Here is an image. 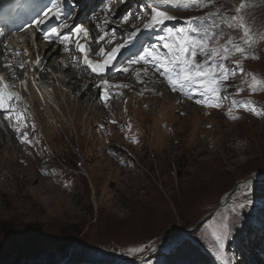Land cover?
I'll list each match as a JSON object with an SVG mask.
<instances>
[{
    "label": "rangeland",
    "instance_id": "rangeland-1",
    "mask_svg": "<svg viewBox=\"0 0 264 264\" xmlns=\"http://www.w3.org/2000/svg\"><path fill=\"white\" fill-rule=\"evenodd\" d=\"M99 1L87 0L83 9L91 10ZM180 1L172 0L166 4L167 10L177 7ZM230 1L235 3L237 0ZM253 1L257 2V7L245 18L256 41L248 50V65L262 69L264 75V0ZM120 2L124 0L118 1L119 6ZM241 3L245 5L244 10L246 3L243 0L235 8L228 4L207 6L205 10L215 18L201 22V33L205 29L214 31L216 35L228 33L231 20L226 11L235 10ZM139 7L128 20L130 28L142 27L146 23L145 10L141 13ZM137 16L140 20L133 24L132 20ZM213 25L219 27L214 29ZM184 28L190 30L189 26ZM121 32L123 36V29ZM154 39L159 44L164 42L161 38ZM240 43L245 46L242 41ZM252 55L258 58L254 59ZM172 60L173 54L170 53L165 63L171 67L169 62ZM175 66L179 69V62ZM234 73L224 83V94L244 99L245 104L233 108L228 101H223L210 115H204L202 110L208 111L214 105L215 98L211 93H205L203 88L193 91L187 85L183 89L177 86V91L187 98L197 96L203 105L198 102L179 103L177 97L173 102L174 110V95L167 93L169 101L166 97H152L151 110L168 107V112L174 111L172 117L171 114L168 116L171 118L165 117L167 112H148L150 105L142 91L136 95L129 93L127 103L123 99L112 111H106L96 104L94 92L97 88L92 86L88 90V101L81 109L89 113L93 109L88 115L77 109L76 100L66 101L59 96V93L69 95L71 91L70 98L77 97L88 86L83 84L74 88L70 83L61 85L62 89L56 92L59 101L55 105H76L77 108L72 107L70 113L64 110V114L56 110L57 121H52L43 109H38L44 133L40 132V135L42 138L45 135V144H50L53 160L44 153L38 154L40 160L22 155L13 139L6 135L10 125L17 123H10V115L6 116L4 126L0 125V229L4 225L19 228L36 225L39 228H35L43 230L40 236L46 244V251L43 250L39 258L21 262L40 263L39 259L46 258L48 253L56 255L61 248L67 247V258L52 263L68 261L69 258L74 260V255L83 254L86 249L85 245L76 243V237L99 251L100 257L114 260L113 264L127 263V257H134L145 250L147 253L157 245L156 251L164 260L173 254L181 255L179 247L183 251L188 250L183 242H194L196 237L210 250L218 252L217 244L222 241L210 233L209 222L215 225V232L220 230L225 242L231 239L230 231L236 234L251 225L264 224V180L256 185L244 181L264 174V79L258 78L262 85L251 93L246 88L249 72L235 69ZM54 82H46L45 85L52 90ZM134 82L137 89L152 86L149 73L139 74ZM196 85L198 87V83ZM64 86L69 91H64ZM155 88L164 90V86L159 84ZM115 91L120 93L119 89ZM157 91L152 94L161 97L162 93ZM125 110L134 123L108 124L109 118H121ZM186 110H191V118L186 117ZM100 122L107 126L101 132L98 130ZM136 128L141 138L129 141L130 136L136 135ZM75 131L78 137L74 136ZM21 134L16 132L17 136ZM85 136L90 138L89 141H85ZM26 139L31 141L24 142L29 145L26 151L30 155L42 151L31 137ZM9 153L15 155L14 162L9 161ZM39 167H44L47 172H40ZM233 190L232 197L227 200L230 206L219 208L221 198L230 196L229 192ZM245 196L251 203L239 208V204L246 202ZM207 213L211 215L201 221ZM232 224L233 228L230 227ZM176 235L180 237L169 243L163 242ZM58 238V243L54 244L53 239ZM140 244L144 246L139 253H136L138 249L131 251V246L139 248ZM256 254L264 262L261 253ZM84 258H87L86 254ZM194 261L190 259L187 263ZM78 264L109 263L81 261ZM145 264H150L149 260Z\"/></svg>",
    "mask_w": 264,
    "mask_h": 264
},
{
    "label": "clouds",
    "instance_id": "clouds-1",
    "mask_svg": "<svg viewBox=\"0 0 264 264\" xmlns=\"http://www.w3.org/2000/svg\"><path fill=\"white\" fill-rule=\"evenodd\" d=\"M86 1L87 0H84L83 3L81 4L82 8L84 7L83 5L86 4ZM243 1L246 3V8L244 10H241L240 14L244 17V21H245V18L247 17V15L250 14V12L254 8L257 7V2L253 1V0H243ZM62 2H64V0ZM107 2H108V0H100L97 3V5L95 7H93L91 10H84L81 8L82 11H80L76 15V18L74 17L75 22H72V21L66 22L67 24H69L70 26H73V27L76 25H82L84 28H86L88 30L87 36H84L83 33H79V34L72 33V37H73L72 46L73 47H68L69 42L64 43V45H66V46H64V48L68 49L66 54H61L62 50H63V46H61V44H57L59 39H57L56 37H52L51 42H50V40L46 38V34L48 32H50V30L54 27L59 28L60 32H61L60 25L65 23V21L67 20L71 10L66 12V13L62 12V15L60 18L54 17V20L51 18L44 19L43 23H40V24H37V21L41 20L42 18L29 20V21H26L24 23H20V24L16 25L15 27L21 28L20 29L21 32L15 33V34L27 32L28 35L30 36V45H32V41H33L36 52H34V55L31 56L29 53V50L24 48V51L21 53V58H19V60L17 61L16 64L12 61H7V59H10V56L6 57V55L2 52L1 61H0V76H3L5 81L11 86V88L9 90L15 91L18 93H20L22 91L27 92L28 87L25 89V87L20 83L21 81H26L27 85L29 83V85L32 89L37 88L39 85V81L41 80L40 71L41 72L46 71L45 73H47V74L51 72L50 68L49 69H43L44 65H42L41 62L44 59V55L39 54V52L37 50V43H49L48 47H50V48L48 50L54 49L52 59L55 58L56 59V65L59 67L65 68V69H71V65H74L73 62L71 64H69V62L66 61V58H67L66 56H73V60L76 58L77 60L84 61L83 60L84 54L79 52V50L76 48V42L77 41H79L81 44H83L85 46L86 50H88L89 59H91L95 62H98V63H103V61L105 59H107V55H105V54L111 53V50L113 48L107 44V41H103V40L98 41V37L103 36L102 32H101V27L106 22L105 18L102 17V15L99 12L101 11V8L103 7L104 4H108ZM239 2H240V0H237L235 3L232 1L228 2V0H212L211 3H208V0H204L205 6L196 7V6H191V5H185L184 3H182L180 1L176 8L170 9V11H169V10H167L166 4H157L156 0H140V2H137V0H124V2L120 5V8H122V7H126V8L119 15V20L122 21V25H123L122 29H123L124 33H123V37L120 40H118V42L116 43V45L120 44V45H122V47H120L117 50L120 52L117 53L116 56H114L115 61H118L119 64L115 65V66L109 64L103 72H93L91 70V68H89L87 66V72H88L89 78L90 79L93 78V80L96 81V84L98 85L97 90L94 92L96 94V98H97L96 104L99 105L102 109H104L106 111H112L114 106L116 104L121 103L123 101V99H126V103L130 100V98L128 96L129 93L136 95L138 93V91L143 92L144 99L150 105V109L147 110L148 112L159 111V112H162L163 114H164V112H167V116H165V117H168L170 114L172 117V114L174 113V111H173V113L168 112V109H169L168 107H166L164 110H160L159 108H157L156 110H151L152 97H156V98H160V99H162L163 97H166V100L169 101L170 98L167 97V93L174 95V97L172 98V107L174 108V110H175V107L173 106V102L177 99V97H179V100H178L179 103H186V102L190 103V102H198L199 101L198 103L202 104L197 96H191V97L187 98L182 92L177 91V90L173 91L171 86L168 84V81H167L168 75L173 74V73L169 72V70L172 69L174 66L172 64H171V67L168 66L165 63V60L163 58H165V57L167 58L168 55L170 53H172V51H170L169 49L164 47L165 42H162L161 44H159L153 38V34H154L155 29L158 26H160L161 24H157V25L150 27V28H145L144 26L130 28L128 25V21L126 23L123 22V17L126 15H129L130 16L129 21H130L131 18L133 17L132 12L134 10H137V7L140 6L139 10L141 13L145 10L144 11V17L147 18L146 19V23H147L152 19V16H153L152 9L153 8H159L160 10L166 11L169 15L175 17V19L165 21V23L171 22L168 24V27H169L168 29H171L175 32L177 29H179L178 25L183 20H189V18H198V19H194L192 22L204 21V20H207L210 22L211 19H214L215 17L214 16L210 17L209 14L207 13V11L205 10V8L207 6H213L216 4H228L231 7L235 8L236 4L238 5ZM77 3H78V0L76 1V5H77ZM247 3H249L250 5H248ZM23 11L24 10H15V14H19ZM226 12L229 14V19L232 16L236 15L235 10H229ZM97 17H98V19H97ZM139 20H140V16H137V17H134L132 22H133V24L138 23ZM173 23H175V24L173 25V28H172L171 26ZM4 27H6V26H4ZM97 30H98V32H97ZM199 33H201V32H199ZM67 34H69V30H68ZM61 35H63L62 32H61ZM189 35H190V38H193V39L196 38L193 36L192 33H190ZM241 35H242L241 31L238 28H236L235 26H233V27L229 28L228 33H226L224 35H216L217 37H219V40L217 41L214 39V40L210 41V45L215 46L217 43L222 45L230 37L233 39V41L235 43H240ZM174 36H175V34H174ZM174 36H173V39H174ZM5 40H7V39H5ZM5 40L0 41L1 46H4V47L6 46ZM20 40H22V39H20ZM143 40H144V42H143ZM172 42H173V40L170 43H172ZM95 45H99V48L97 51H95ZM150 47L155 49V54H158L162 58V63L167 65L166 68H162L160 66V64L156 63L155 61H152L151 63L145 64L144 60L141 59V57L144 56V54H145V50L149 49ZM101 48H103L105 50V54L97 55L98 53H100ZM25 50L27 51V55H25ZM221 55H223V53ZM37 58H39L38 64L35 63ZM206 59H207V56H197L196 62L202 63ZM236 59H240L239 54H235L234 56L230 57L228 60L224 61L225 66L228 68L229 72H234L235 69H238L235 65ZM249 61L250 60L248 58L243 59L242 68L245 71L249 72V76H250V80L248 82H246L247 90L250 91L251 93H255L257 90L252 91V88L250 87L254 83L252 76L256 75L255 76L256 77V87H258V86L262 85V82L259 81L258 78L261 77L264 79V75L262 74V72H263L262 69L249 67V65H248ZM9 62L12 65L11 68L5 67V65L8 64ZM22 62H26L24 64V67L23 68L18 67V64L22 63ZM62 65H64V67ZM124 68H128L129 70L127 72L120 73V70H122ZM144 68H147V73H149V75L151 77V85L152 86H150L148 88H144V89H137L134 86L135 85L134 81L136 80V77L139 74L145 73L143 71ZM175 68L178 70L177 66H175ZM67 71H69V70H65L64 72H67ZM33 73H36L35 79H33V77H31L29 80V75L33 74ZM230 78H231V76L229 77L228 80H230ZM228 80H226V81H228ZM102 81H108V83H109V85H111V87L104 85L102 83ZM226 81L221 82V86L219 88V93H218V99L215 98V100H214V105H216L218 103L219 106L217 107V106L213 105L211 107V109H208L204 105L208 109V111L202 110L204 115H210L213 110L218 109L221 106L223 101H228L230 106L233 108H237L241 104L242 105L245 104L244 99H241L239 97L237 98L234 95L226 96L224 94L223 86H224V83ZM157 84L163 85L164 90L160 89L157 91V89L155 88V86ZM123 85H127V87H123ZM196 86L197 85L194 84V85H192V88H196ZM64 88H66V89H64ZM118 89H119L120 93H117L115 91ZM63 90L69 91L68 88L65 86L63 87ZM156 91L158 93L161 92L162 96L161 97L154 96L152 94V92H156ZM71 93L72 92L69 91V96L71 95ZM75 95H78V94L76 93ZM105 97H107V99H105ZM71 99H74V98H71ZM13 102L14 103H12V105L14 107L12 110H10V114H11L10 115V123H17V124L16 125H10V129H9V131L6 132V135H8L10 138L13 139L14 144L22 152V155H24L26 157H30L32 159H39L38 154L44 153L47 157H49L51 160H53V157L51 155L50 144H45L46 143V140L44 139V138H46L45 135H44V138H42L40 135V132H42V134H44V133H43V127H42L41 123L39 122L38 109H43V111L50 117V119L52 121H57L58 116L56 115V110L62 112L63 114H64V110L69 111V113H70V109L72 107L77 108V106L72 105L70 107H64L62 105V107H59V105L52 104V108L54 109L53 116L50 115L46 111L45 106H38L35 108V114H36V116H35L33 109H32V106L28 102V99L24 100L21 98L19 101L13 100ZM90 103H91V100H90ZM189 103H187V104H189ZM90 107L92 109L91 104H90ZM77 109H79V108H77ZM81 111H85V110H81ZM85 112L88 115H91L93 112V109H92L91 113H89L88 111H85ZM185 114H186L187 118L192 117L191 110H186ZM17 115H21V119L19 121H17L15 119V117ZM171 117H168V118H171ZM113 121H115V123H118L120 125H125V124H128L130 122L134 123V120L131 117L128 110L124 111L121 118H117L115 116H113L112 118H109L108 124H110V125L114 124ZM4 124H5V122L0 117V125L4 126ZM49 124H51V122ZM105 128H107L106 124H103L101 122L98 123V130L100 132L102 129H105ZM150 129H152V128H150ZM18 131L22 132V134L20 136L16 135V132H18ZM25 134H26V137H31L33 139L34 143L39 148H42L41 152H38L34 155H30L26 151V149L29 147V145H26V144H24V142H22V139L25 137ZM83 134H84V131L82 132V135ZM74 136L78 137L77 131H75ZM138 138H141V135H140V131L137 129L136 135L130 136V138L128 140L129 141H132V140L136 141ZM5 139H6V137H5ZM89 139L90 138L88 136H85L86 142L89 141ZM61 142H62V139L60 141V147L62 146ZM61 149H62V147H61ZM94 149L96 150V148H93V150ZM93 150H92V152H93ZM55 151H56V149H55ZM96 153H97V151H96ZM7 156L10 157L9 161L14 162L15 155L9 153ZM100 157H101V154H100ZM39 168H40V172H47L44 167H39ZM210 215H211V213L204 214L202 216L201 221L207 219ZM180 235L177 238H179ZM177 238H175V239H177ZM175 239H173V240H175ZM166 241H167L166 243H169L171 240H170V238H168ZM163 242H165V241H163ZM194 243L203 252L207 253L210 256L213 264H218L216 262V256H215V253L213 251L206 248V246L204 244H202L201 242H199L198 240H195ZM157 246H156V248H157ZM156 248H154L155 250L153 249L155 251L153 255L158 253V251H156ZM145 251L142 252L141 254L145 253ZM141 254H138L134 257H127L128 262H131V264H135L136 262H142V261H135L136 260L135 257H137ZM153 255H151L150 258ZM227 255L229 256L230 260L233 263H235L231 254L227 253ZM220 260H221V263H223V261H222L223 258H221ZM115 264H118V263H115Z\"/></svg>",
    "mask_w": 264,
    "mask_h": 264
},
{
    "label": "snow or ice",
    "instance_id": "snow-or-ice-1",
    "mask_svg": "<svg viewBox=\"0 0 264 264\" xmlns=\"http://www.w3.org/2000/svg\"><path fill=\"white\" fill-rule=\"evenodd\" d=\"M172 0H156L157 4H169ZM185 5H191L196 7L205 6L204 0H181ZM212 0H208V3H211ZM245 7L243 3L239 5L235 9L236 15L230 18L231 22L229 23V27L235 26L238 28L242 35L240 40L243 42L242 46L240 43H235L233 39L230 37L224 44H216L215 46L210 45V41L219 40V37L216 36L215 32H209L207 29L204 30L203 33H197L196 38H190L189 32L190 30L185 29L183 27L177 29L175 31V36L172 43H165L164 47L172 51L173 60L169 63L173 64V68L169 70V72L173 73L168 76V83L171 86L172 90H177V86L183 89L186 85L190 88L192 85L198 83V87L193 88V91H199L200 88H203L205 93H211L212 98L218 99L219 88L221 86L222 81H226L230 76L235 75L234 72H229L228 68L225 66L224 61L228 60L230 57L235 54L240 55V59L235 60L236 67L243 71L242 61L243 59L248 58L249 49L251 46L256 43L251 34L250 27L245 23L244 17L240 14L241 10ZM110 11V9H109ZM153 16L152 19L144 24L145 28L153 27L157 24H163L167 20L175 19V17L169 15L166 11H162L159 8L152 9ZM62 15V7L60 6V0H53L51 7L45 12L44 17L37 21V24L43 23L44 19H47L49 16L60 18ZM130 19L129 15L123 17V22H127ZM194 19L198 18H189L188 23H192ZM218 25H213V28H218ZM60 28L68 29L69 34L61 35L59 28H52L50 32L46 34V38L50 40L52 37H56L61 41V43H67L72 41V33H83L84 36L88 35V30L84 28L82 25L70 26L67 23H63L60 25ZM104 35H107L105 33ZM115 38L113 32V39ZM169 38L172 39V34H169ZM104 36L98 37L99 40H103ZM164 40V37L161 38ZM111 43V40H109ZM122 45L117 44L114 48H112L111 53L105 54V50L103 48L100 49V53L97 55L105 54L107 55V59L103 61V63L95 62L89 59L88 50H86L85 46L81 44L79 41L76 42V48L79 52L83 53L84 64L91 68L93 72H103L109 64L112 63L115 53ZM67 51L68 49L65 48ZM20 50L16 49V55H19ZM221 52L223 55H221ZM25 55H27V51L25 50ZM197 56H207V59L202 63H197ZM252 58H258L255 55H252ZM144 60L145 64L151 63L155 61L160 64L162 68H166L167 65L162 63V58L155 54V49L149 48L145 50L144 56L141 57ZM166 60L167 58H163ZM179 62V69L175 68V65ZM26 62H22L18 64V67L23 68ZM36 64L39 63V58L35 61ZM11 63L5 65L7 68H11ZM129 69L124 68L122 71L127 72ZM139 71V70H138ZM143 71L147 73V68H144ZM253 84L250 86L252 91H256V77L252 76ZM25 89L27 88V82H20ZM102 83L108 87V81H102ZM123 87H127V85H123ZM11 86L5 81L3 76H0V110L5 112H10L13 109L12 101H19L21 99L18 92L10 91ZM240 89H237L239 91ZM107 99V97H105ZM199 102V101H198ZM214 106H219L217 103ZM22 115V114H21ZM21 115H17L15 119L19 121L21 119ZM7 118V117H6ZM236 119L237 117H231ZM115 123V121H113ZM18 130V129H17ZM22 142L31 143V141H27L26 134L25 138L22 139ZM245 203H241L238 205L239 208H244L248 204L251 203L250 200L245 196ZM233 212L236 211L235 208L232 209ZM227 225H225V228Z\"/></svg>",
    "mask_w": 264,
    "mask_h": 264
},
{
    "label": "trees",
    "instance_id": "trees-1",
    "mask_svg": "<svg viewBox=\"0 0 264 264\" xmlns=\"http://www.w3.org/2000/svg\"><path fill=\"white\" fill-rule=\"evenodd\" d=\"M210 233L213 236H218L219 240L222 241L221 244H217L219 248L218 252L215 250H211L215 253L216 262L218 264L221 263V258L224 256V253L231 254L233 260L235 261L234 264H264L262 258L256 253L260 252L261 255L264 257V224L257 223L255 226H250L249 228H245L244 232L240 233H232L230 231V240L229 236L227 237V242L221 238L220 230L219 232H215L214 228L215 225L212 222L207 224ZM36 225L25 226L19 228L15 225H4L0 229V264H28L27 262H21L23 259L31 260L32 258H39L44 251H46L45 246L43 244L44 238L41 237V232L43 230ZM233 228V224L230 226ZM199 242L204 244L206 248H208L207 244L202 242L199 237H196ZM60 238L53 239V243L57 244ZM76 243H79L86 246L84 248V253H78L74 255V260L69 258V262L72 264H78V262H87V263H106L109 264L113 261L110 258H102L100 257V252L92 249L88 245L84 244V242L80 241V238L75 239ZM223 243H225L223 245ZM139 248L136 246H131V251L134 250L139 253V249L144 246V244L138 245ZM183 246L187 247V251H183L182 247H179V251H181V255H170L167 256L168 259L162 258V255L156 253L149 259L150 264H213L210 256L203 252L194 242L191 240H185L183 242ZM68 248V247H67ZM67 248H61L64 250V253L61 252V249L58 254L55 255L54 252L48 253V257L44 258L48 263L54 264L56 260H61L67 258L68 250ZM71 248V247H69ZM77 249V248H75ZM147 249V248H146ZM209 249V248H208ZM144 250V249H143ZM210 250V249H209ZM177 251V250H176ZM197 251V253L195 252ZM81 252V251H80ZM86 254L87 258H84ZM184 255V256H182ZM261 256V257H262ZM185 257V258H184ZM195 260L194 263H187L189 260ZM76 260V261H75ZM106 261V262H104ZM34 262V261H33ZM32 264H42V263H32ZM115 264V263H114ZM129 264V263H124ZM135 264H145L144 262H136Z\"/></svg>",
    "mask_w": 264,
    "mask_h": 264
},
{
    "label": "bare ground",
    "instance_id": "bare-ground-1",
    "mask_svg": "<svg viewBox=\"0 0 264 264\" xmlns=\"http://www.w3.org/2000/svg\"><path fill=\"white\" fill-rule=\"evenodd\" d=\"M84 0H78L77 6L74 10H71L72 7L68 6L67 10H71L67 20L69 22H75L76 15L82 11L81 9V4L83 3ZM119 0H108V4H104L103 7L101 8V11L99 12L102 17L105 18V24L101 27V32L102 35L104 36L103 41H107V44L110 47H115L116 43L118 40H120L123 36L121 29H122V21L119 20V15L125 10L126 7L120 8L118 5ZM122 4V2H120ZM176 4V3H175ZM176 8V7H174ZM110 9V13H109ZM114 10H117L116 13H114ZM74 11V12H73ZM75 17V18H74ZM98 19V17H97ZM96 19V20H97ZM201 26V25H200ZM113 27V28H112ZM202 27V26H201ZM62 34H67L68 29H63L61 28ZM98 32V30H97ZM113 32L115 38L113 39ZM107 33V35H104ZM2 35H6L7 40L6 46H1L0 45V61H1V56L2 52L6 55V57L10 56V59H7V61H12L15 64L21 58V53L24 51V48L29 50L30 55H34L35 51V46L34 42L32 41V45H30V36L28 35L27 32H23L20 34H15L11 31H5L2 33ZM22 39V40H20ZM4 38L0 39V41H3ZM109 40H111V43H109ZM144 42V40H143ZM57 44H61L63 46V50L61 54H66L67 51L65 50L64 43H61L60 40H58ZM31 46V47H30ZM49 43H37V50L39 54L44 55V59L42 60V65H44L43 69H51L50 73H45L44 71H40V78L41 80L39 81V85L37 88H31L29 83L27 85L28 89L27 92H20L19 95L22 99L27 100L31 104L33 112L35 114V107L38 106H45V109L48 110L49 114L53 116L54 114V109L52 108V104H58V96L56 95V92L61 88V85H67V84H72L74 88H77L83 84H86L85 86H88L86 90L82 91L77 97H74V99H71L70 96L66 93H59V96H62L66 101H73L76 100L75 103L77 104L78 108L81 110L85 104V102L88 101V95L90 87H95L98 88V85L96 84V81L93 80V78H89L88 72H87V66L84 64V61L82 60H77L76 58L73 60V56H66V61L71 64L73 62L74 65H71V69H65L62 67H59L56 65V59H52L53 56V50H48L50 47ZM68 47H73L72 46V41L69 42ZM33 48V49H32ZM99 48V45H95V51H97ZM16 49H19V55H16ZM73 50V49H72ZM120 51H116L113 53V56H116L117 53ZM38 54V55H39ZM66 63V62H65ZM64 67V65H62ZM42 69V70H43ZM65 70H69L67 72H64ZM22 71V70H21ZM78 73H77V72ZM120 73H124V71L120 70ZM36 73L30 74L29 75V80L31 77L35 79ZM54 78V79H52ZM55 80V85L53 89H49L45 84L50 83L51 81ZM81 80H84L82 83ZM11 103H14L13 101ZM60 107V106H59ZM41 112V111H40ZM39 113V112H38ZM11 115L10 112H5L3 110H0V117L2 120L6 119V116ZM36 116V114H35ZM42 124V123H41ZM7 127V126H6ZM43 127V126H42ZM247 182V181H246ZM245 184V182H244ZM234 193V191L232 192ZM231 193V194H232ZM230 195V192H229ZM231 196H223L222 200H228V198H231ZM235 202V201H234ZM229 206L225 207L228 208Z\"/></svg>",
    "mask_w": 264,
    "mask_h": 264
},
{
    "label": "water",
    "instance_id": "water-1",
    "mask_svg": "<svg viewBox=\"0 0 264 264\" xmlns=\"http://www.w3.org/2000/svg\"><path fill=\"white\" fill-rule=\"evenodd\" d=\"M262 180H264V174L258 175V176L254 177V178L245 179L244 181H247L249 184L253 183L254 185H256ZM233 191L230 192V196L232 195L231 193ZM226 205L230 206L229 204H227V200L225 201V200L221 199V203H220V207L219 208H221V207L223 208V206H226ZM186 231L190 232V230H188V229ZM178 236L179 235H176L174 238H170V240H173V239L177 238ZM165 242H167V241H165ZM39 262L42 263V264H50L44 258L39 259ZM54 264H72V263H70L69 261H63V262H57V263H54Z\"/></svg>",
    "mask_w": 264,
    "mask_h": 264
}]
</instances>
